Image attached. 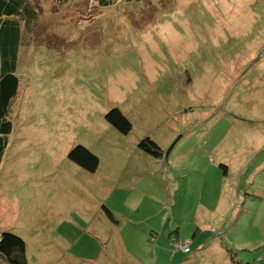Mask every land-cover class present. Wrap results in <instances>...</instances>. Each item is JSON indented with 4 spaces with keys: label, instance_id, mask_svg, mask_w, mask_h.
Listing matches in <instances>:
<instances>
[{
    "label": "rangeland",
    "instance_id": "1",
    "mask_svg": "<svg viewBox=\"0 0 264 264\" xmlns=\"http://www.w3.org/2000/svg\"><path fill=\"white\" fill-rule=\"evenodd\" d=\"M39 5L0 160V232L26 240L28 264H203L197 232L220 242V264H264V0ZM114 107L129 134L106 119ZM147 136L171 163L139 146ZM78 144L95 172L69 158ZM129 184L158 218L148 243H123L135 217L103 209Z\"/></svg>",
    "mask_w": 264,
    "mask_h": 264
},
{
    "label": "trees",
    "instance_id": "2",
    "mask_svg": "<svg viewBox=\"0 0 264 264\" xmlns=\"http://www.w3.org/2000/svg\"><path fill=\"white\" fill-rule=\"evenodd\" d=\"M38 1L39 3L36 0H0V160L8 144V135L13 130L12 104L18 96L21 82L17 73L20 44H29L28 33L37 24L40 14L44 11L39 5L41 0ZM97 2L101 6H108L114 3V0H96ZM106 119L123 134H129L132 130L130 119L118 107L110 109L106 114ZM139 146L156 158L165 157L167 159L168 157V154L166 156L163 154V147L150 136L143 138ZM68 156L90 172H95L101 162L96 153L81 144L73 147ZM164 168L170 170L166 162ZM103 209L109 220L119 224L121 220L116 209L107 203H104ZM131 216V214L127 215V218ZM175 235L176 237L172 239L173 248L174 242L180 240L178 232ZM234 263L248 264L238 260H234ZM0 264H28L26 240L10 230L0 232Z\"/></svg>",
    "mask_w": 264,
    "mask_h": 264
},
{
    "label": "crops",
    "instance_id": "3",
    "mask_svg": "<svg viewBox=\"0 0 264 264\" xmlns=\"http://www.w3.org/2000/svg\"><path fill=\"white\" fill-rule=\"evenodd\" d=\"M166 161H168L167 163H171V161L169 160V156L167 157ZM166 176L165 179L168 176H172L171 174V170H168L166 168H163ZM187 173L182 174V175H187ZM189 175V174H188ZM170 179V178H169ZM169 179H166L169 180ZM139 185L137 184H129L127 186H124L125 188V192L123 193V190H121L122 192V199L120 200V204L119 207L117 206H113L112 204H109V202L107 200L104 201V203H107L109 205H111V207L113 209H116V212L118 213V216L121 220L124 221H130L129 218H127V215H132L131 217H135L134 222L137 223L138 225L135 227V230L127 232L126 235H123V232L126 229V226L123 230L120 231L121 235L119 236V238L123 241V243H132V244H138L140 241L142 242H150V233L153 231V229L156 227L154 224L157 221L158 218H154L152 213L148 212V213H144L143 210H141L140 205L141 202H139L140 199V194L136 191V189H138ZM182 187V183L179 185V188L181 189ZM129 202L133 203L132 206V210L131 212H128L129 206L132 205V203L128 204ZM220 203V202H218ZM129 205V206H128ZM220 210L216 209L215 213H219ZM165 214H163L162 217H164ZM161 217V216H160ZM152 219V220H151ZM124 227V226H122ZM205 233H200L197 232V234L195 233V236L193 234V239H195V241H199L198 243H203L202 246L200 248H198L199 251L203 250V260L202 263H207V264H220V242L219 241H211L208 242L207 239L208 238H204L202 237V235ZM178 235L180 237V232L178 231ZM205 243V244H204ZM191 252V251H190ZM134 257H130V259H132ZM139 262L141 260V256L140 254H138L137 258H136ZM140 264V263H139Z\"/></svg>",
    "mask_w": 264,
    "mask_h": 264
},
{
    "label": "clouds",
    "instance_id": "4",
    "mask_svg": "<svg viewBox=\"0 0 264 264\" xmlns=\"http://www.w3.org/2000/svg\"><path fill=\"white\" fill-rule=\"evenodd\" d=\"M177 242H183V241L180 240V241H177ZM188 251L190 252V246H189V249L187 251H185V252L188 253Z\"/></svg>",
    "mask_w": 264,
    "mask_h": 264
},
{
    "label": "built area",
    "instance_id": "5",
    "mask_svg": "<svg viewBox=\"0 0 264 264\" xmlns=\"http://www.w3.org/2000/svg\"><path fill=\"white\" fill-rule=\"evenodd\" d=\"M176 244L180 245L179 242H177ZM189 249V246L186 248V251Z\"/></svg>",
    "mask_w": 264,
    "mask_h": 264
}]
</instances>
